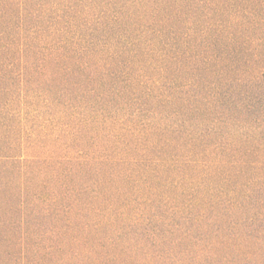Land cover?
Here are the masks:
<instances>
[{"label": "trees", "instance_id": "1", "mask_svg": "<svg viewBox=\"0 0 264 264\" xmlns=\"http://www.w3.org/2000/svg\"><path fill=\"white\" fill-rule=\"evenodd\" d=\"M0 264H264V0H0Z\"/></svg>", "mask_w": 264, "mask_h": 264}]
</instances>
